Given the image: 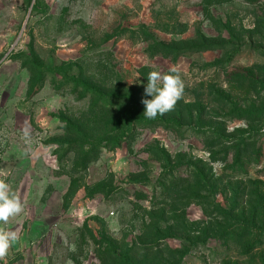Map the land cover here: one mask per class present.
<instances>
[{
	"label": "rangeland",
	"instance_id": "obj_1",
	"mask_svg": "<svg viewBox=\"0 0 264 264\" xmlns=\"http://www.w3.org/2000/svg\"><path fill=\"white\" fill-rule=\"evenodd\" d=\"M0 178L9 264H264V0H0Z\"/></svg>",
	"mask_w": 264,
	"mask_h": 264
},
{
	"label": "clouds",
	"instance_id": "obj_2",
	"mask_svg": "<svg viewBox=\"0 0 264 264\" xmlns=\"http://www.w3.org/2000/svg\"><path fill=\"white\" fill-rule=\"evenodd\" d=\"M184 81L177 67H172L166 73L152 70L147 75V84L144 87L142 99L145 106L144 116L155 119L174 110L177 102L183 98ZM23 137L30 139V130L23 129ZM24 210V204L20 196L10 188L5 179L0 178V225H6L13 217L18 216ZM15 230L0 226V261H5L9 249L18 241Z\"/></svg>",
	"mask_w": 264,
	"mask_h": 264
},
{
	"label": "trees",
	"instance_id": "obj_3",
	"mask_svg": "<svg viewBox=\"0 0 264 264\" xmlns=\"http://www.w3.org/2000/svg\"><path fill=\"white\" fill-rule=\"evenodd\" d=\"M263 111L259 112L260 114ZM144 124H139L140 126L145 127L147 123V121L145 122V120H143ZM245 142V141H244ZM244 142L242 144H244ZM245 152V150H244ZM264 197V192L262 194V192H260V195H258L257 199L259 204L262 201V198ZM256 221L257 219L254 218V220L252 221L251 225H247L245 227H241L238 229H232L231 227L227 230V234L229 235V237H235L236 241L238 240V242H236L237 245H241L243 249H251L254 245L253 243L255 242L256 239H261L264 238V222H260L259 225L256 226ZM249 237H251L249 240H246V242L244 243V238L248 239Z\"/></svg>",
	"mask_w": 264,
	"mask_h": 264
},
{
	"label": "built area",
	"instance_id": "obj_4",
	"mask_svg": "<svg viewBox=\"0 0 264 264\" xmlns=\"http://www.w3.org/2000/svg\"><path fill=\"white\" fill-rule=\"evenodd\" d=\"M0 264H9L7 258L5 259V261H0Z\"/></svg>",
	"mask_w": 264,
	"mask_h": 264
}]
</instances>
